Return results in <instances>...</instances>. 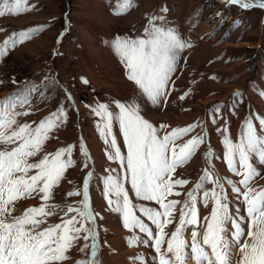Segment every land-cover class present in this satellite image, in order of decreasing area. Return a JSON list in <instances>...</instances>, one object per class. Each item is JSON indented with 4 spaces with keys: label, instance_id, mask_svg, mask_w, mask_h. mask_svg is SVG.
I'll return each instance as SVG.
<instances>
[{
    "label": "snow or ice",
    "instance_id": "snow-or-ice-1",
    "mask_svg": "<svg viewBox=\"0 0 264 264\" xmlns=\"http://www.w3.org/2000/svg\"><path fill=\"white\" fill-rule=\"evenodd\" d=\"M230 2L240 4L242 8L250 6L246 0ZM133 5L134 0H118L117 14L126 12ZM258 5L264 8V0H258ZM29 10L27 0H0V16ZM167 11L166 7L161 8L162 13ZM165 19L163 15L150 16L144 36H117L107 42L124 65L127 79L153 105L167 102V86L176 71L179 53L192 47L174 27L154 23ZM44 27L39 25L13 32L0 44V56ZM53 54H57L55 50ZM34 90V85H25L0 97V264H63L70 259L69 251L81 239L85 243L78 251L87 256L76 260L75 264H99L95 219L98 214H94L89 203V182L93 173L89 171L84 178L79 206H60L51 202L54 188L75 163L73 146L67 145L54 152L44 151L45 144L52 138L51 133L67 120L63 107L34 124L21 123L17 119L28 115L27 111L16 109L29 103L30 93ZM110 103L115 104L117 111L111 110L109 104L98 102L92 112L100 118L96 129L107 145V158L118 161L123 170V176H114L111 172L115 170H109L110 174L103 178V195L109 210L121 215L123 227L138 229L144 234L126 237L128 246H150L155 253L154 264H188L189 260L192 264H264V187L252 186V181L260 175L253 161L264 165V116H246L235 142L222 133L223 160L239 179H226L215 171L212 166L214 153L209 147L204 153L208 167L202 170L196 183L184 194L185 199L180 201L169 199L172 195H181L175 191L177 186L188 183L183 178H175L177 169L206 142L203 129L200 134L178 143L200 125L173 128L161 135L167 125L156 127L146 120L134 99ZM114 125H118L123 137L126 155L117 143ZM227 131L225 128L224 133ZM80 152L87 167L90 157L82 140ZM225 179L236 205L225 190ZM125 182L130 183V190L126 189ZM208 183L212 184L211 189L205 187ZM129 191L140 200L155 202L158 208L134 205ZM74 195H81V190L66 193L67 197ZM198 195L199 203L205 207L210 205V212L203 217V233L194 228L189 243L185 239V229L201 224ZM37 197L39 205L29 206L20 215H15L17 202ZM177 205H180L179 221L169 235L165 226L173 223ZM137 207L154 229L136 214ZM57 215H60L57 222L48 223L50 217ZM131 259L133 264L137 261L146 264L141 254Z\"/></svg>",
    "mask_w": 264,
    "mask_h": 264
},
{
    "label": "rangeland",
    "instance_id": "rangeland-1",
    "mask_svg": "<svg viewBox=\"0 0 264 264\" xmlns=\"http://www.w3.org/2000/svg\"><path fill=\"white\" fill-rule=\"evenodd\" d=\"M27 5L29 11L0 16V44L13 32L39 25L45 27L0 56V97L25 85L35 86L29 103L16 109L28 112L17 118L21 123L39 122L58 107L66 112L67 120L51 133L52 138L45 144L44 151L54 152L72 145L75 163L54 188L51 202L79 206L84 178L91 171L89 203L94 214H98L95 219L99 264H133L131 258L137 254L145 257L146 264H154L155 253L150 246H128L126 237L144 234L138 229L123 227L121 215L109 210L103 195V178L110 174L109 170H115L111 172L114 176H123V170L118 161L107 158V145L96 129L100 118L93 114L92 108L102 102L117 111L111 101L134 99L146 120L156 127L167 125L161 135L173 128L200 125L178 141L183 143L200 134L202 129L206 137L195 155L177 169L175 178H183L188 183L177 186L175 191L181 195H172L169 199H185L184 194L208 167L204 153L209 147L214 153L212 166L215 171L226 179L238 180L223 160L222 133L235 142L246 116H264V96L261 95L264 93V9L237 8L229 0H134L133 7L120 14H117L118 0H27ZM164 7L168 9L166 13L161 12ZM161 15L165 16V21L154 23L174 27L192 47L179 53L176 71L167 86V102L153 105L127 79L124 65L107 42L117 36L142 37L149 17ZM54 50L57 54H53ZM181 96L184 99H180ZM254 124L259 131L255 120ZM113 132L122 154L126 155L118 125H114ZM81 140L90 157L87 167L80 152ZM253 163L260 175L252 181V186L264 187V165ZM226 179L225 190L232 199L234 194ZM125 187L130 190V183L125 182ZM205 187L211 189L212 184ZM70 190H81V195L67 197ZM129 196L134 205L158 208L155 202L140 200L131 191ZM199 199L198 195L201 224L185 229V239L189 243L194 228L203 233V217L210 212V205L203 206ZM39 203L38 197L23 199L17 202L15 215ZM232 204L236 205L237 201L232 199ZM179 210L180 205H177L173 223L165 226L169 235L179 221ZM136 214L154 229L138 207ZM60 215L50 217L48 223L57 222ZM84 243L82 239L78 241L68 253L70 259L63 264H75L76 260L86 258L87 253L78 251Z\"/></svg>",
    "mask_w": 264,
    "mask_h": 264
},
{
    "label": "bare ground",
    "instance_id": "bare-ground-1",
    "mask_svg": "<svg viewBox=\"0 0 264 264\" xmlns=\"http://www.w3.org/2000/svg\"><path fill=\"white\" fill-rule=\"evenodd\" d=\"M246 2H248L250 4V6L248 8H242L240 4H233L231 2L230 3L237 8H241V9H245V10L246 9H253V8L264 9V8L259 7L258 0H246Z\"/></svg>",
    "mask_w": 264,
    "mask_h": 264
}]
</instances>
